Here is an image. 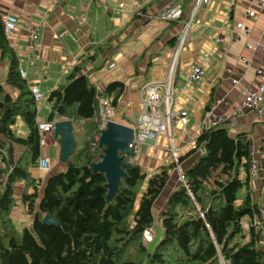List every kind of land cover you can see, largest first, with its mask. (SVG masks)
<instances>
[{
  "label": "trees",
  "instance_id": "trees-1",
  "mask_svg": "<svg viewBox=\"0 0 264 264\" xmlns=\"http://www.w3.org/2000/svg\"><path fill=\"white\" fill-rule=\"evenodd\" d=\"M0 58L9 61L6 83L18 91L13 97L0 84V264H264V251L257 246L262 234L252 225L259 205L249 193L236 203L241 189L249 187V176L240 177L242 168L248 170V136L231 135L225 126L203 130L189 154L201 146L204 151L185 169L188 186L182 183L170 193L160 216L162 238L156 242L154 204L174 165L149 180L139 165L126 167L127 175L111 201L105 174L91 168L104 151L99 142L92 149L99 134V99L104 95L106 108L115 109L125 83L110 82L100 94L86 75L78 74L77 66L51 91L48 120L70 119L79 139L74 134L77 146L65 161L66 170L50 175L38 192L40 180L28 170L41 149L37 101L20 74L19 57L5 34L1 12ZM18 119L29 129L26 137L13 129ZM14 144L24 148L19 157ZM20 182L25 189L18 196L15 186ZM20 203L32 216L31 227H18L12 217ZM45 214L60 224L43 221ZM245 216L251 220L249 241L243 236ZM150 227L154 240L146 243L144 231Z\"/></svg>",
  "mask_w": 264,
  "mask_h": 264
},
{
  "label": "crops",
  "instance_id": "crops-1",
  "mask_svg": "<svg viewBox=\"0 0 264 264\" xmlns=\"http://www.w3.org/2000/svg\"><path fill=\"white\" fill-rule=\"evenodd\" d=\"M196 4L197 0H0L1 17L11 12L19 18L17 29L8 40L18 54L20 68L26 71L30 88L39 86L44 96L37 102V121L48 120L52 109L49 94L63 84L77 66L80 67L78 74L86 75L100 94L110 82L125 83L115 109L110 110V119L131 127L143 111V86L152 79L164 80L172 86L174 106L188 111V124L173 125L170 137L162 134L157 139H147L139 146L133 164L139 165L149 180L162 168L174 165L175 150L180 154L185 172L204 151L201 146L189 154L203 132V120L210 107L216 100L225 99V104H220L216 111L230 114L241 99L242 88L259 81V70L264 73V12H258L256 18L247 14L249 9L257 10V4L251 0H209L197 9ZM168 5L182 7L179 22L169 23L158 18ZM187 20H192V26L183 47L178 50ZM240 22L246 25L248 40L257 45L255 49L247 48L244 38H236ZM36 25L39 26L38 48L32 59H28V30ZM216 35H225V40L217 44ZM199 63L204 64V76L193 80L191 72ZM8 68L9 61L0 58V84L4 91L17 97L18 91L5 81ZM223 126L231 135L244 134L258 140L264 135V111L262 114L244 111ZM13 129L23 137L29 133L21 119ZM23 150V146L14 144L16 156ZM60 153L61 140L54 135L41 146L39 156L50 159L51 169L41 170L39 158L29 166L31 176L40 180L38 192H42L50 175L66 170ZM53 158L57 166L53 165ZM246 176L247 171L242 168L240 177L245 179ZM180 185L174 165L163 193L154 204L155 224L161 226L160 216L168 197ZM146 188L147 181L141 192ZM24 189L23 182L15 186L18 196ZM33 191L30 187L29 192ZM248 193L264 208V185L260 178L250 180L249 187L241 189L236 203L240 204ZM17 208L15 215L21 218ZM28 217L33 220L31 215ZM242 224L244 239L249 241V216L244 217ZM257 246L264 251L263 235L257 240Z\"/></svg>",
  "mask_w": 264,
  "mask_h": 264
},
{
  "label": "built area",
  "instance_id": "built-area-1",
  "mask_svg": "<svg viewBox=\"0 0 264 264\" xmlns=\"http://www.w3.org/2000/svg\"><path fill=\"white\" fill-rule=\"evenodd\" d=\"M209 0H197L196 9L203 3ZM256 3L258 8L249 9L247 14L250 17L256 18L258 12H264V0H251ZM183 10L179 5H168L159 14V18L165 21L178 20L182 17ZM2 21L4 26L5 34L8 38L12 37L15 33L19 18L13 13H6L2 15ZM192 26V20H187L181 31V35L178 41V50L183 47L189 30ZM237 39L244 38L246 40V47L255 49L257 45L253 44L248 40V29L245 24H237ZM215 42L221 43L225 40V35H216L214 38ZM39 40V26H31L28 30L27 35V58L32 59V56L38 48ZM208 56V53L205 54ZM205 73V67L203 63H199L194 66L191 72V78L193 80H201ZM20 74L23 78H26V71L20 68ZM260 79L255 84H249L242 88L240 95L241 99L238 104L235 105L230 114L218 113L216 108L220 104H225V99H218L210 107L207 112L203 124L202 131L211 128H217L227 124L229 120L244 111H253L258 114H262L264 111V73L259 70ZM234 83H238V80H234ZM172 86L164 82V80L152 79L146 83L143 88V111L139 113L136 119L134 128V142L131 147L134 153H137L139 146L144 143L147 139H157L162 134H167L169 137L172 135V126L178 123L188 124V111L186 109L177 108L174 106L172 95ZM31 91L34 95L35 100L41 101L44 96L39 86L33 85ZM101 104V117L99 119V134L96 136L95 141L92 142V149L96 150L100 135L104 130L106 123L110 120L111 109H107V100L103 97L100 99ZM233 116V117H232ZM54 121L43 120L38 121V130L40 133V145L44 146L47 144L50 136L55 135ZM249 138V156H248V170L247 176H249V182L252 179L260 178L264 185V135L258 140ZM100 144V142H99ZM175 170L178 174V179L187 187V181L185 178V172L183 170L182 163L180 162V154L173 150ZM129 163H133L134 157L130 158ZM39 167L41 170L48 172L50 167V159L46 156L39 158ZM257 232H261L264 236L263 225H264V208L259 206V213L254 217L252 221ZM262 230V231H261ZM144 236L148 238L146 243L154 240L153 228H148L144 231Z\"/></svg>",
  "mask_w": 264,
  "mask_h": 264
},
{
  "label": "water",
  "instance_id": "water-1",
  "mask_svg": "<svg viewBox=\"0 0 264 264\" xmlns=\"http://www.w3.org/2000/svg\"><path fill=\"white\" fill-rule=\"evenodd\" d=\"M55 135L61 140L60 159L65 162L76 149L77 143L73 133L72 121L70 119L55 120ZM134 128L112 119L108 120L104 130L100 135V145L104 146L99 161L93 162L91 168L95 172L105 174L108 189L107 200L111 201L116 195L122 178L127 173L126 167L132 164L125 162L126 157L134 156L131 147L134 142ZM43 221L60 224V221L50 214H45Z\"/></svg>",
  "mask_w": 264,
  "mask_h": 264
},
{
  "label": "rangeland",
  "instance_id": "rangeland-1",
  "mask_svg": "<svg viewBox=\"0 0 264 264\" xmlns=\"http://www.w3.org/2000/svg\"><path fill=\"white\" fill-rule=\"evenodd\" d=\"M44 100L46 101V99H44ZM115 117H117V116H115ZM118 118H120V117H118ZM118 120L124 121V120H121V119H118ZM135 122H136V120H135ZM74 134H75L76 138L79 139V134L77 132V126H74ZM53 137H54V135L50 136L49 139L53 138ZM170 150H173V147ZM54 164H56V166H57V162H56L55 158H53V165ZM181 184H182V182H181ZM17 209L20 210L21 218H18V214L17 213L15 215V212H17V211H15L16 210L15 208H14V210L12 212V215L15 218V221L18 224V227H22V226H25V225L28 226V227H31L32 220H31V217H28V214L26 213V211L24 209V206L20 203V206ZM22 217H23V219H22ZM16 218H18V219H16ZM154 228H155L156 242H158L162 238L163 230H162V228H161V226L159 224H155ZM262 230L264 231V225H263V229ZM143 238H144L145 242L148 241V238L146 236H143ZM153 245H154V242L152 244H150V246H153Z\"/></svg>",
  "mask_w": 264,
  "mask_h": 264
},
{
  "label": "clouds",
  "instance_id": "clouds-1",
  "mask_svg": "<svg viewBox=\"0 0 264 264\" xmlns=\"http://www.w3.org/2000/svg\"><path fill=\"white\" fill-rule=\"evenodd\" d=\"M131 164H133V163H131Z\"/></svg>",
  "mask_w": 264,
  "mask_h": 264
}]
</instances>
